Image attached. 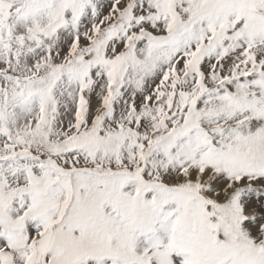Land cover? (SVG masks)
<instances>
[{
  "label": "snow or ice",
  "instance_id": "snow-or-ice-1",
  "mask_svg": "<svg viewBox=\"0 0 264 264\" xmlns=\"http://www.w3.org/2000/svg\"><path fill=\"white\" fill-rule=\"evenodd\" d=\"M0 264H264V0H0Z\"/></svg>",
  "mask_w": 264,
  "mask_h": 264
}]
</instances>
